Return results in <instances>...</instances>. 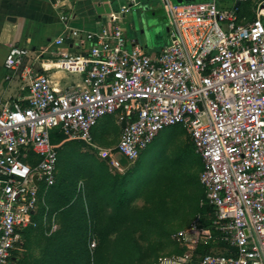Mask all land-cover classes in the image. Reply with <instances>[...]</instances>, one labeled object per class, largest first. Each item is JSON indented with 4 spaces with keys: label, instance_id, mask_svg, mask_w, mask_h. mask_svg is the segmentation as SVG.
Instances as JSON below:
<instances>
[{
    "label": "built area",
    "instance_id": "obj_1",
    "mask_svg": "<svg viewBox=\"0 0 264 264\" xmlns=\"http://www.w3.org/2000/svg\"><path fill=\"white\" fill-rule=\"evenodd\" d=\"M117 1L97 31L72 29L62 12L63 32L90 45L85 57L59 61L83 74L81 84L58 91L25 62L26 48L8 50L4 67L28 83L29 99L0 108V264L10 263L34 226L40 189L56 183L52 131L92 145L98 122L118 113L124 127L116 147L99 149L113 167H120L116 155L134 161L174 126L202 162L203 211L172 235L180 251L157 264H264V0L252 20L236 5L254 0H162L168 42L153 55L121 27L135 0Z\"/></svg>",
    "mask_w": 264,
    "mask_h": 264
},
{
    "label": "rangeland",
    "instance_id": "obj_2",
    "mask_svg": "<svg viewBox=\"0 0 264 264\" xmlns=\"http://www.w3.org/2000/svg\"><path fill=\"white\" fill-rule=\"evenodd\" d=\"M146 3L125 14L121 27L154 54L168 42L166 9L160 0ZM120 115L98 122L92 145L54 139L52 131L60 157L51 196L68 232L59 264H157L180 251L172 235L203 211L201 161L182 127L164 129L134 161L116 156L119 168L100 158V148L118 141Z\"/></svg>",
    "mask_w": 264,
    "mask_h": 264
},
{
    "label": "crops",
    "instance_id": "obj_3",
    "mask_svg": "<svg viewBox=\"0 0 264 264\" xmlns=\"http://www.w3.org/2000/svg\"><path fill=\"white\" fill-rule=\"evenodd\" d=\"M258 1L236 6L242 15L252 20L257 15ZM135 2L136 6L142 3L147 5V0H135ZM116 4L119 6L120 2L117 0H0V108L13 103L26 105L29 99L28 83L20 80L17 75L4 67V61L12 45H19L28 50L25 62L44 74L56 90L63 91L68 86L81 84L83 74L62 69L59 61L61 54L85 57L90 45L79 36L63 32L62 12L69 15V26L72 29L79 32L97 31L106 24L109 13L117 12ZM125 35L128 38L126 33ZM60 37H66L65 41L57 43ZM58 136L63 137L57 132L53 137L55 139ZM201 169L202 162L200 172ZM51 191L52 189H40L37 209L32 216L34 226H30L24 232L20 244L12 253L9 264H59L63 259L68 232L64 222L65 216H61L57 211L58 208L54 207L56 195L53 198ZM214 251L218 250L214 249Z\"/></svg>",
    "mask_w": 264,
    "mask_h": 264
},
{
    "label": "water",
    "instance_id": "obj_4",
    "mask_svg": "<svg viewBox=\"0 0 264 264\" xmlns=\"http://www.w3.org/2000/svg\"><path fill=\"white\" fill-rule=\"evenodd\" d=\"M210 1L211 0H170V2L173 5H182V4H190V3H202V2H210ZM160 2H161V6L163 7V1L161 0ZM121 126L124 127V121H122Z\"/></svg>",
    "mask_w": 264,
    "mask_h": 264
},
{
    "label": "trees",
    "instance_id": "obj_5",
    "mask_svg": "<svg viewBox=\"0 0 264 264\" xmlns=\"http://www.w3.org/2000/svg\"><path fill=\"white\" fill-rule=\"evenodd\" d=\"M55 184H56V183H55ZM54 186H55V185H54ZM54 186H53V187H54ZM51 188H52V187H51ZM201 189H202V188H201ZM122 203H123V200H122ZM203 251H206V249H201V250H200V252H203ZM178 252H179V251H178ZM178 252H177V253H178ZM206 252H207V251H206Z\"/></svg>",
    "mask_w": 264,
    "mask_h": 264
}]
</instances>
